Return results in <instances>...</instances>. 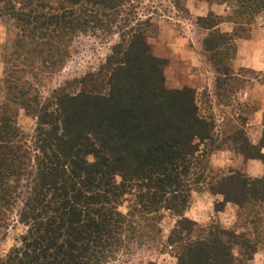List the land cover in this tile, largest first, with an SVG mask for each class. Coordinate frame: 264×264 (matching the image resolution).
Returning <instances> with one entry per match:
<instances>
[{
  "label": "trees",
  "instance_id": "1",
  "mask_svg": "<svg viewBox=\"0 0 264 264\" xmlns=\"http://www.w3.org/2000/svg\"><path fill=\"white\" fill-rule=\"evenodd\" d=\"M208 1L231 6L226 16L210 11L197 22L208 31L203 46L218 74L234 81L236 40L251 38L264 0ZM133 8L135 0H0L18 30L0 102V227L15 210L26 226L0 264H105L127 240L159 229L163 211L179 217L168 238L177 264H234L235 244L255 251L235 230L204 226L185 213L204 182L222 196L217 211L229 202L239 214L264 206V175H207L210 155L223 146L264 162V127L257 144L238 121L219 141L196 89L166 85V59L148 41L151 21ZM224 22L233 24L231 32L222 31ZM81 34L118 40L97 71L42 101L35 85L63 68ZM27 74L30 81H23ZM20 109L37 120L32 138L18 124ZM126 195L133 198L123 213Z\"/></svg>",
  "mask_w": 264,
  "mask_h": 264
},
{
  "label": "rangeland",
  "instance_id": "2",
  "mask_svg": "<svg viewBox=\"0 0 264 264\" xmlns=\"http://www.w3.org/2000/svg\"><path fill=\"white\" fill-rule=\"evenodd\" d=\"M135 5L134 11L142 19L148 18L151 21L148 41L153 52L166 59L163 67L166 85L169 88L189 86L196 89L202 113L215 121L216 137L219 141L224 138V130L237 121L245 127L252 142L258 140L259 135H263L264 127V11L255 19L249 50L245 49L244 54L238 56L236 64L235 59H232L239 79L230 83L225 76L218 74L215 61L204 49L203 41L208 31L197 22L198 16H205L210 11L226 16L231 12L230 4L211 3L208 0H135ZM14 21L11 15L0 11V102L5 100L6 95V70L8 66L15 64L8 55V51L12 49L13 38L18 32ZM220 28L222 31L231 32L233 24L224 22ZM117 40V34L109 38L81 34L75 38L71 45V56L63 68L49 76H43L35 85L41 92L42 101L55 88L88 72L97 71L106 61L111 46ZM240 40H236L237 49ZM226 48V58L230 61L233 56V42ZM29 78L27 74L22 80L30 81ZM236 82H240L243 87H236ZM17 121L27 135L31 138L35 135V117L20 109ZM251 160L244 158L243 154L231 146L220 147L209 157L210 172L207 175L239 170L251 177L263 176L264 162L260 159ZM207 184L208 182H204L192 191L186 216L204 226L220 224L235 230L242 241L247 240L254 246L255 251L252 252L250 250L253 248H248L247 245L235 244L234 264H264V206L256 207L250 215L239 214V207L229 202L221 211H217L216 203L222 200V196L212 194ZM132 198L131 195L125 196L120 206L123 213L130 210ZM178 219L176 214L163 211L159 229L150 232V235H138L137 238L127 240L119 252L105 264H177L176 248L169 245L168 238ZM252 219L261 224H253ZM257 226L260 229L256 230ZM25 231L26 226L19 220L18 211L15 210L9 225L6 228L0 227V257L14 245L20 244L19 239Z\"/></svg>",
  "mask_w": 264,
  "mask_h": 264
},
{
  "label": "crops",
  "instance_id": "3",
  "mask_svg": "<svg viewBox=\"0 0 264 264\" xmlns=\"http://www.w3.org/2000/svg\"><path fill=\"white\" fill-rule=\"evenodd\" d=\"M251 41H252V39H241L238 43H239V49H237V51H238V53L236 54V56L237 57H235L234 59V61H235V64L237 63V61H238V56L239 55H242V54H244V52H245V49H248V46H251ZM249 50V49H248ZM234 61H233V64H234ZM253 65H255V63L253 64ZM264 66V65H263ZM262 70H264V68L262 69ZM245 97H247V94H246V96ZM261 137H262V133L259 135V137H258V140H256L254 143H259V141L261 140ZM251 160V159H250ZM251 161H256V160H251ZM264 170V169H263Z\"/></svg>",
  "mask_w": 264,
  "mask_h": 264
}]
</instances>
